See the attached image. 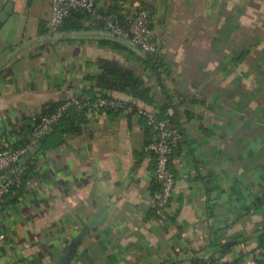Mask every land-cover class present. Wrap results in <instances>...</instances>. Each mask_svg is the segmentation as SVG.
<instances>
[{
	"label": "crops",
	"instance_id": "1",
	"mask_svg": "<svg viewBox=\"0 0 264 264\" xmlns=\"http://www.w3.org/2000/svg\"><path fill=\"white\" fill-rule=\"evenodd\" d=\"M139 7L156 34L154 67L118 43L108 41L125 49L41 33L51 0H0V152L52 103L83 96L102 60L149 87V101L112 96L157 113L168 106L185 136L161 214L145 118L95 110L63 144L35 146L39 177L0 211V264H58L96 216L70 264H264V0L97 4L124 22Z\"/></svg>",
	"mask_w": 264,
	"mask_h": 264
},
{
	"label": "built area",
	"instance_id": "2",
	"mask_svg": "<svg viewBox=\"0 0 264 264\" xmlns=\"http://www.w3.org/2000/svg\"><path fill=\"white\" fill-rule=\"evenodd\" d=\"M51 3L52 15L49 30L53 34L59 33L64 20L72 12L85 11L93 16L96 23H102L107 31L131 40L149 54L155 55L158 52L156 34L151 25L150 16L143 7H139L134 16L126 22H122L116 13L99 11L98 0H51ZM129 104L128 101L118 98H99L92 107L95 109L109 107L120 109L125 113L136 111L135 115L147 120L152 137L145 150L156 157V179L160 185V191L154 196L153 206L161 214L172 203L176 178L171 168V160L176 146L185 140V136L176 130L170 120L160 119L157 112L134 108ZM72 105L82 107L88 104L80 100H68L54 114L42 116L33 125V143L37 144L43 135L49 134ZM30 148L31 146L14 149L10 145L0 152V211L16 181L14 176L25 169L23 166L27 161Z\"/></svg>",
	"mask_w": 264,
	"mask_h": 264
},
{
	"label": "trees",
	"instance_id": "3",
	"mask_svg": "<svg viewBox=\"0 0 264 264\" xmlns=\"http://www.w3.org/2000/svg\"><path fill=\"white\" fill-rule=\"evenodd\" d=\"M144 9V7H143ZM111 13V12H110ZM114 13V12H113ZM122 22L125 20L116 13ZM41 33L49 32V29L42 26ZM92 30H100L107 31L106 27L102 23H96L93 20V16L85 11H77L72 12L65 20L62 26L59 29V33H69L75 31H92ZM101 45L114 46L115 48L125 49L124 47L110 43L108 41H101ZM145 62L150 63L154 67V59H150L149 57L144 59ZM88 81H90V87L85 91V94L81 97H78L75 100H80L82 103H86L88 105H84L79 107L78 105H72L67 113L59 120V122L54 126L53 132L49 134L47 141L42 142L39 140L37 144H34L33 138V125L24 126L20 131L19 140L11 145L12 148H24L31 146L28 155H30L29 159L25 162V169L19 174L14 176L16 179L15 183L10 189L9 194L6 196L4 207L12 206L18 203L21 199V196L24 194L28 184L37 179L39 177V164L37 159V154L40 152L45 154L48 148L51 146L57 147L64 143L65 137L67 135H74L83 130V126L88 122L89 116L95 111H105L107 113H123L120 109H113L109 107H104L101 109H95L93 104L99 98H115L112 96L113 92L118 93V95H127L129 97H138L141 99H145L149 101V87L144 86L143 80L137 75V73L125 67L115 61L111 60H102V65L100 67V72L96 76L88 77ZM119 99V98H118ZM62 103H52L49 109L45 110L42 115L35 120V124L39 121V119L44 115H52L57 109L63 104ZM129 105H133V102L129 101ZM92 108V109H90ZM168 106H164L158 112V117L164 120H170L173 125L176 126L177 122L175 120V116L168 115L167 113ZM136 111L130 113V115H135ZM149 126V125H148ZM150 129V126H149ZM151 131V129H150ZM181 132V131H180ZM183 133V132H181ZM184 134V133H183ZM184 142V141H183ZM182 142V143H183ZM53 143V144H52ZM182 143L178 144L175 150L179 149ZM50 144V145H49ZM40 146L39 153H33V148L35 146ZM158 183V182H157ZM159 185V183H158ZM160 187V185H159ZM260 204L261 202L258 201ZM232 247L231 244L226 245L225 251L228 252ZM203 258H197L193 260V264H205L203 262Z\"/></svg>",
	"mask_w": 264,
	"mask_h": 264
},
{
	"label": "water",
	"instance_id": "4",
	"mask_svg": "<svg viewBox=\"0 0 264 264\" xmlns=\"http://www.w3.org/2000/svg\"><path fill=\"white\" fill-rule=\"evenodd\" d=\"M4 21V17H0V26L2 25ZM56 36H60V34L57 33ZM63 37L67 40H84V39H95V40H106L114 43H118L121 45H124L128 48H131L135 51H138L145 57H149L150 59H154V55L147 53L142 47L139 45L133 43L131 40L126 39L124 37H121L117 34H114L109 31H100V30H94V31H75V32H69L64 33ZM47 135H43L40 138L41 143L44 142L47 138ZM35 150H38V147L35 148ZM98 216L91 219L86 226L81 230V232L72 240L70 246L68 249L64 252L63 256L61 257L58 264H70L71 261L74 259V257L77 254L78 248L81 246L84 238L90 231V229L94 226L95 220ZM218 249H215L213 251H216Z\"/></svg>",
	"mask_w": 264,
	"mask_h": 264
}]
</instances>
